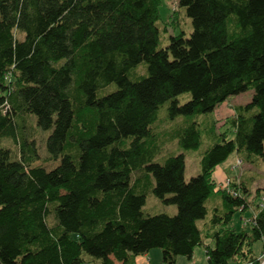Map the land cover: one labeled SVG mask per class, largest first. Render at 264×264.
I'll return each mask as SVG.
<instances>
[{"label":"trees","instance_id":"obj_1","mask_svg":"<svg viewBox=\"0 0 264 264\" xmlns=\"http://www.w3.org/2000/svg\"><path fill=\"white\" fill-rule=\"evenodd\" d=\"M162 1L0 0V142L18 149L0 145V264H131L153 249L175 264L197 247L207 264H261L264 201L248 231H233L248 188L232 179L220 189L213 173L231 155L264 163V0H176L192 32L159 48ZM246 92L250 102L225 120L231 139L216 120H199ZM182 94L190 99L179 104ZM32 117L51 131L45 159L24 130ZM179 118L166 133L179 149L210 142L188 182L183 154L155 161L157 127ZM56 156L65 160L43 168ZM149 194L176 213L144 215Z\"/></svg>","mask_w":264,"mask_h":264},{"label":"rangeland","instance_id":"obj_2","mask_svg":"<svg viewBox=\"0 0 264 264\" xmlns=\"http://www.w3.org/2000/svg\"><path fill=\"white\" fill-rule=\"evenodd\" d=\"M159 14V22H158V28L160 29V44L159 48H164L168 43L169 36L178 35L180 32H183L186 37H189L190 33L192 32V26L191 21L184 15V11L182 9H179L177 6L176 0H163L160 4V7L158 9ZM162 30H165L164 32ZM137 70H143L145 72V64H141L138 66ZM116 87L115 85H110L106 89V91L114 90ZM98 96H102V92L98 93ZM252 97L251 92H246L243 94H240L238 96H232L229 97L226 101L219 104L212 113L207 115L200 116L199 120L203 119H214L217 121L216 130L218 132L226 131L228 135V139H231L233 137V134L230 132L229 129L225 126V120L231 118L230 115L232 114V108L236 105H244L250 102ZM190 99V95L188 94H182L177 97V101L179 104H184ZM233 105V106H232ZM166 107L167 103L162 105L160 109L158 110V119H165L166 118ZM221 118V119H217ZM34 120V128H28V123L25 124V132L26 133H32L35 139L36 148L38 150V154L41 159H45L47 157L46 150H45V142L47 137L50 134L49 131H42L39 130L36 127L35 119ZM182 118L177 119L173 123H164L163 125H160L157 127L156 131L161 135V141L164 145L163 152L160 157L156 158V162L161 164L163 163L164 159L167 156L171 155H179L183 154L184 156V181L188 182L191 178L197 176L200 173V165L199 161L202 156V154L205 152V150L210 146V142L206 137H203L202 145L197 151H185L179 149L175 142H172L166 135V133L173 127V125L176 122L182 121ZM32 124V123H31ZM32 129L33 130L32 132ZM111 142H100L95 145L91 144H82L81 150L86 151L90 147H103L109 145ZM0 145L2 147L8 148L12 151L14 155H17L18 149L9 139H2L0 142ZM254 159V158H253ZM65 159L61 157H53L51 159V162L49 164H42L43 168L46 167L47 170L53 169L59 164H61ZM239 160V157H237V160L234 155H231L224 163H222L220 166L217 167L215 172L213 173V178H218V172L221 170L224 173H226L228 176L232 177L235 174L240 176L242 175L241 179L244 181L241 183L247 187L249 190H256V196L253 192L249 194V200H250V208L244 211L243 213L236 212L234 213L231 222L230 227L235 232H241L242 230H249L250 226V220L253 217L254 212L258 210L257 205L262 204L264 201V196L262 199H258L262 194L264 193V163L260 161L259 159H256L255 162L248 164V163H240L239 166H237V162ZM41 164L40 162L35 163L33 166ZM233 167L235 169L236 173H230L229 167ZM259 175L257 178L256 176L251 179L252 175ZM236 178V177H235ZM248 179V180H247ZM218 180V179H217ZM226 180V179H225ZM250 183L252 184L250 186ZM253 186V187H252ZM258 199V200H257ZM219 200L211 199L207 202V215L204 220L199 221L197 223L198 228L202 229L204 225H207L209 220L212 216V209L213 207H219ZM259 207V206H258ZM254 212H252V209ZM142 213L144 215L154 216L158 214H166L169 216H173L176 213V209L173 206H164L162 205L153 195L149 194L146 197V203L145 206L142 209ZM205 244H210L209 241H205ZM260 246L256 245L254 250L256 252L259 251ZM195 256L193 258V264H207L206 258H205V250L204 247H197L194 250ZM264 256V253H263ZM85 258V264H98V262L95 259L89 258L87 256H84ZM149 258L148 264H165L162 262L161 252L159 249H153L147 253V259ZM178 262L176 264H189L190 261H188L185 258L179 257ZM132 264V263H131Z\"/></svg>","mask_w":264,"mask_h":264},{"label":"crops","instance_id":"obj_3","mask_svg":"<svg viewBox=\"0 0 264 264\" xmlns=\"http://www.w3.org/2000/svg\"><path fill=\"white\" fill-rule=\"evenodd\" d=\"M233 106V105H232ZM236 106H238V105H236ZM232 115H233V113L230 115V117H232ZM218 120L219 119H221V118H217ZM235 156V158H236V160H237V155H234ZM229 172L230 173H236V171H235V169H233V167L231 166V167H229ZM218 180L217 179H215V181H216V183L218 184V186L222 183V182H224V180L225 179H229V180H232V179H237V180H239L240 181V183H241V180H242V182L244 181L243 179H241V177H242V175H240V176H238V175H234V176H232V177H230V176H228L226 173H224L223 171H219L218 173ZM252 175V174H251ZM254 176H256L257 178L259 177V175L257 176V175H252V177H251V179H253V177ZM236 177V178H235ZM248 180V179H247ZM252 184L250 183V186H251ZM253 187V186H252ZM256 190H257V188H255L254 190H249L248 189V191H249V194L251 193V192H253L254 194H255V196H256ZM261 196L258 198V199H262V197L264 196V193L263 192H261ZM257 197V196H256ZM257 199V200H258ZM249 200V199H248ZM249 202H250V200H249ZM252 209V208H251ZM252 212H254L253 211V209H252ZM149 254V253H148ZM194 256H195V253H193V256H192V259L190 260V262H189V264H193V258H194ZM179 258V257H178ZM176 259V262H175V264L178 262V260H180V259ZM182 258V257H181ZM149 263V258L147 259V254H144V255H139V256H136V257H134L133 258V260H132V264H148Z\"/></svg>","mask_w":264,"mask_h":264},{"label":"built area","instance_id":"obj_4","mask_svg":"<svg viewBox=\"0 0 264 264\" xmlns=\"http://www.w3.org/2000/svg\"><path fill=\"white\" fill-rule=\"evenodd\" d=\"M238 161H239V160H238ZM239 164H240V161L237 162V166H239ZM229 183H230V180H229V179H226V180H224V182H222V183L219 185V188H220V189L229 190ZM261 264H264V256L262 257Z\"/></svg>","mask_w":264,"mask_h":264}]
</instances>
